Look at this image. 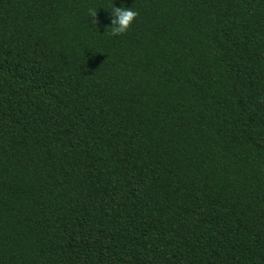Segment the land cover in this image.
Returning a JSON list of instances; mask_svg holds the SVG:
<instances>
[{"label": "trees", "instance_id": "1", "mask_svg": "<svg viewBox=\"0 0 264 264\" xmlns=\"http://www.w3.org/2000/svg\"><path fill=\"white\" fill-rule=\"evenodd\" d=\"M0 264H264V0H0Z\"/></svg>", "mask_w": 264, "mask_h": 264}, {"label": "clouds", "instance_id": "2", "mask_svg": "<svg viewBox=\"0 0 264 264\" xmlns=\"http://www.w3.org/2000/svg\"><path fill=\"white\" fill-rule=\"evenodd\" d=\"M112 12L110 13L111 17V26L109 28L112 29L113 35H120L125 33L130 25L135 21L138 16V12L133 10L132 7L128 8L123 5L121 7L116 8L112 5ZM90 18H92V24L96 25L98 23L96 17L97 14L94 11L89 13Z\"/></svg>", "mask_w": 264, "mask_h": 264}]
</instances>
